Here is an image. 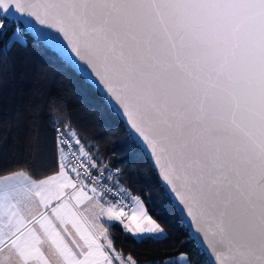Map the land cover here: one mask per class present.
Instances as JSON below:
<instances>
[{
	"label": "snow or ice",
	"instance_id": "6c2138e0",
	"mask_svg": "<svg viewBox=\"0 0 264 264\" xmlns=\"http://www.w3.org/2000/svg\"><path fill=\"white\" fill-rule=\"evenodd\" d=\"M13 23L0 63L31 34L94 77L205 264H264V0H0V38ZM49 121L50 174H0V264H137L113 222L167 241L78 130Z\"/></svg>",
	"mask_w": 264,
	"mask_h": 264
},
{
	"label": "trees",
	"instance_id": "16d2710c",
	"mask_svg": "<svg viewBox=\"0 0 264 264\" xmlns=\"http://www.w3.org/2000/svg\"><path fill=\"white\" fill-rule=\"evenodd\" d=\"M13 23L0 38L3 49L16 30ZM27 47L13 45L7 63H0V174L27 168L51 172L53 126L49 117L59 116L76 128L97 161L104 160L131 196L139 197L148 214L168 235L163 243H136L120 225L110 229L118 251L131 254L137 264H165L185 255L187 264H205L196 244L161 187L150 161L139 147L129 143L119 117L98 93L55 53L29 34ZM42 154L47 165L41 164ZM119 173H115L116 169ZM125 193V195H127ZM179 264V263H177Z\"/></svg>",
	"mask_w": 264,
	"mask_h": 264
},
{
	"label": "water",
	"instance_id": "95a60500",
	"mask_svg": "<svg viewBox=\"0 0 264 264\" xmlns=\"http://www.w3.org/2000/svg\"><path fill=\"white\" fill-rule=\"evenodd\" d=\"M22 26V25H21ZM31 37H33L31 34H29ZM38 41V40H36ZM39 43H41L45 48H47L49 51L55 53L62 61H64L67 65H69L78 75L79 77L85 82L87 83L88 85H90L97 93L100 97H102L104 99V101L106 102L107 106L110 107L112 109V111L119 117V119L121 120V122L124 124V121L122 119V117L120 116V114L116 111V109L110 104L108 103L107 99H106V96L101 92L100 90V86L98 85V82L95 81V78L92 77L91 79H89L88 77L84 76L80 71H78L75 67H73V65L69 62L66 61V59L60 54L58 53L55 49L49 47L45 42L43 41H38ZM69 55H71V52L69 50ZM73 59H75V57H73ZM82 68L86 67L84 65H81ZM125 126V125H124ZM140 148V147H139ZM140 150L144 153V155L148 158V160L150 161L151 163V166L155 172V174L157 175V178H158V181L161 185V187L163 188L164 192L166 193V195L169 197L172 205L174 206L177 214L179 215V217L181 218L185 228L187 229V231L189 232L188 230V224L185 223V218L180 214V207L178 206L177 202L174 201L173 197L170 195V193L166 190V187L165 185L162 183L159 175H158V172L157 170L154 168V165H153V161L152 159L149 157V155L143 151L142 148H140ZM190 234V232H189Z\"/></svg>",
	"mask_w": 264,
	"mask_h": 264
},
{
	"label": "rangeland",
	"instance_id": "374dc122",
	"mask_svg": "<svg viewBox=\"0 0 264 264\" xmlns=\"http://www.w3.org/2000/svg\"><path fill=\"white\" fill-rule=\"evenodd\" d=\"M15 31H16V30H15ZM15 31H14V32H15ZM14 32H13V33H14ZM12 35H13V34H12ZM12 35H11V36H12ZM11 36H10V37H11ZM10 37H9V38H10ZM9 38H8V40H9ZM7 42H8V41H7ZM184 256H185V255H184ZM180 257H181V255H178V256H176V257L171 258L170 260H171V261H177V263H179V261H180ZM186 260H187V259H186Z\"/></svg>",
	"mask_w": 264,
	"mask_h": 264
},
{
	"label": "crops",
	"instance_id": "0c3cea01",
	"mask_svg": "<svg viewBox=\"0 0 264 264\" xmlns=\"http://www.w3.org/2000/svg\"><path fill=\"white\" fill-rule=\"evenodd\" d=\"M131 200V199H130ZM132 202V201H131ZM114 224H118L119 225V223L118 222H113ZM121 226V225H120ZM122 227V226H121Z\"/></svg>",
	"mask_w": 264,
	"mask_h": 264
},
{
	"label": "built area",
	"instance_id": "2783aa9c",
	"mask_svg": "<svg viewBox=\"0 0 264 264\" xmlns=\"http://www.w3.org/2000/svg\"><path fill=\"white\" fill-rule=\"evenodd\" d=\"M124 195H125V194H124ZM114 199H115V197H114ZM128 202L131 203V200L129 199Z\"/></svg>",
	"mask_w": 264,
	"mask_h": 264
}]
</instances>
